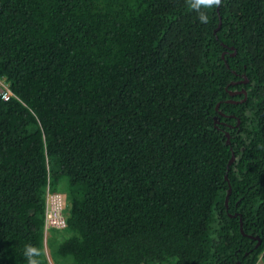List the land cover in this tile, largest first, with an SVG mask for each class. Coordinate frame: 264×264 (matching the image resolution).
I'll return each mask as SVG.
<instances>
[{
  "label": "trees",
  "instance_id": "trees-1",
  "mask_svg": "<svg viewBox=\"0 0 264 264\" xmlns=\"http://www.w3.org/2000/svg\"><path fill=\"white\" fill-rule=\"evenodd\" d=\"M204 11L0 0V264H264V0Z\"/></svg>",
  "mask_w": 264,
  "mask_h": 264
},
{
  "label": "built area",
  "instance_id": "built-area-1",
  "mask_svg": "<svg viewBox=\"0 0 264 264\" xmlns=\"http://www.w3.org/2000/svg\"><path fill=\"white\" fill-rule=\"evenodd\" d=\"M12 95L9 88L0 87V96L3 100H8ZM44 209V231L50 229H63L66 226L64 217V200L61 193H46Z\"/></svg>",
  "mask_w": 264,
  "mask_h": 264
},
{
  "label": "clouds",
  "instance_id": "clouds-1",
  "mask_svg": "<svg viewBox=\"0 0 264 264\" xmlns=\"http://www.w3.org/2000/svg\"><path fill=\"white\" fill-rule=\"evenodd\" d=\"M186 2L189 6V10L195 11L198 14L199 21L206 24L209 21V17L204 10L219 7L222 0H186ZM40 255V249L31 244L25 245L24 256L27 260V264H40V260L38 259Z\"/></svg>",
  "mask_w": 264,
  "mask_h": 264
},
{
  "label": "rangeland",
  "instance_id": "rangeland-1",
  "mask_svg": "<svg viewBox=\"0 0 264 264\" xmlns=\"http://www.w3.org/2000/svg\"><path fill=\"white\" fill-rule=\"evenodd\" d=\"M1 86H3V87H6V86H7V84H6V83L4 82V80H2V79H0V87H1ZM63 200H64V199H63ZM65 205H66V202H64V208H65ZM63 210H64V209H63ZM48 235H49L48 232H45V233H44V241H46V238H47ZM45 253H46V256H47V259H48L49 263H50V264H53V263H52V260H51V257H50V255H49V249H48V247L46 246V242H45ZM258 264H263V263H262V261L260 260Z\"/></svg>",
  "mask_w": 264,
  "mask_h": 264
},
{
  "label": "water",
  "instance_id": "water-1",
  "mask_svg": "<svg viewBox=\"0 0 264 264\" xmlns=\"http://www.w3.org/2000/svg\"><path fill=\"white\" fill-rule=\"evenodd\" d=\"M232 159H233V158H232ZM232 159H231V160H232Z\"/></svg>",
  "mask_w": 264,
  "mask_h": 264
}]
</instances>
